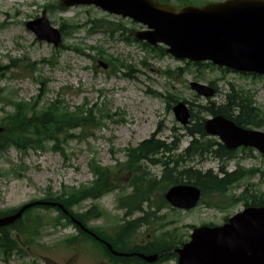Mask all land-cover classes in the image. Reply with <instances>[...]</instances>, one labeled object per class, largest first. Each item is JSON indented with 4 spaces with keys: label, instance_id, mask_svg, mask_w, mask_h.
<instances>
[{
    "label": "rangeland",
    "instance_id": "374dc122",
    "mask_svg": "<svg viewBox=\"0 0 264 264\" xmlns=\"http://www.w3.org/2000/svg\"><path fill=\"white\" fill-rule=\"evenodd\" d=\"M190 1L212 3L222 0ZM57 2L59 0H0V64L7 67L4 77L0 78V119L13 111V105L5 101H10L13 92H17L13 101L34 103L39 101V96L44 102L61 99L73 110L88 103L90 107L98 106L107 111L109 117L103 120V127L97 131L96 137L89 140L76 138L61 145L65 156L52 150L29 151L23 155L12 149L1 157L0 171L6 175H0V210L20 208L31 201L41 200L46 197L49 188L57 194L64 186L81 188L89 185L93 181L88 167L92 157L98 159L102 166L113 168L117 162L123 164L127 161L126 149L137 147L158 130H161L159 137L169 142L173 141L175 134H184L179 129L181 125L175 120L173 110L170 112L167 109L166 97L169 95L193 103L198 111L201 110L199 105H208L210 101L224 103L226 94L234 86L254 94L256 106L264 110V79L209 67L187 66L186 61H178L165 54L148 53L133 42V32L143 30V26L94 7L62 9L56 7ZM173 5L178 6L179 1ZM43 13L57 29L63 26L67 30L71 24L78 26L65 38L66 50L60 51L46 42L38 41L26 28L27 22L40 18ZM99 19L118 25L114 26L117 32L111 34L108 25L102 30L90 32L93 27L91 21ZM105 29H108V33H105ZM93 48H100L108 56L120 58L127 67L116 76L112 74V67L108 70L99 68L98 55L89 51ZM77 49H84L91 57L80 55ZM54 62H57L56 66L52 65ZM29 64L33 69L25 70L24 67ZM167 71H170V75L166 74ZM191 82L203 85L214 83L218 94L210 100L197 97L190 88ZM153 92L160 95L155 96ZM201 116L210 118L202 113ZM261 130L264 131V128ZM79 133L75 135L78 137ZM190 141L184 137L179 151L186 149ZM234 156L228 161L211 158L204 164L199 160L188 164L203 171L213 169L215 172L222 166L232 172L239 164L245 169H257L259 173L255 177L242 180L230 191V195L240 196L246 190L249 194L264 192V156L256 151L238 152ZM152 172L159 177L162 168L155 167ZM120 178L128 183L125 174L122 173ZM117 195L118 192L110 194L97 202L106 211V217L92 221V227L110 232L122 220L124 211L117 208ZM218 200L215 198L214 201ZM91 205L90 200L76 210L85 212ZM244 208L242 202L229 207H209L206 203L190 212L173 213L166 209L160 215L165 218L163 222H172L166 228L168 231L176 229L180 236L178 238L188 242L194 228L211 224L221 226L226 218ZM38 213L46 223L42 236L44 248L36 249L22 258L15 256L8 261L0 258V264H110L108 259H100L91 243L67 245L65 240L77 236L78 232L73 226L54 227L51 222L57 218L56 212ZM160 224L159 220L150 219V226H141V234L136 242L153 241L162 234ZM161 264L177 262L172 259Z\"/></svg>",
    "mask_w": 264,
    "mask_h": 264
},
{
    "label": "trees",
    "instance_id": "16d2710c",
    "mask_svg": "<svg viewBox=\"0 0 264 264\" xmlns=\"http://www.w3.org/2000/svg\"><path fill=\"white\" fill-rule=\"evenodd\" d=\"M156 1L171 3L174 0ZM177 1L181 5L190 3L188 0ZM91 23H93V30L107 24L105 20H95ZM69 33L70 30L65 32V34ZM4 73L5 70L0 65V75ZM199 108L201 110L198 112L192 111L194 124L184 129L187 136L192 138L189 148L184 152L176 153L182 139L176 138V142L167 144L165 141L156 139L154 135L136 148L126 149V163H117L114 168L103 167L93 157L89 162V169L94 180L89 186L69 189L59 196L49 193L44 200L63 204L71 216L87 228L92 220L103 216L99 207L93 206L88 212L81 214L75 213L74 207L86 200H98L119 190L118 206L126 211L125 219L112 232L101 228H92L91 231L109 242L118 252L145 255L162 254L159 263L176 259L177 256L173 255L172 251L183 246L185 242L183 239L176 238L171 232L163 231L152 242L146 244L136 242L139 235L138 230L141 224L149 223L148 218L154 217L157 220H162L158 214L168 206L163 197L164 192L174 185L186 183L201 188L207 195L223 196L232 185L243 177V172L228 174L221 169V174L224 173L222 178L220 174H215L212 170L203 172L195 165L188 164L197 158L204 161L209 155L219 158L231 157V153L224 146L218 145L206 136L203 129L204 118L201 117V113L211 116L222 115L244 127H261L264 118L259 109L254 106L253 97H248L244 92L234 88L226 95L223 104L217 105L211 102L207 106L199 105ZM106 116L107 111L98 108V106L89 107L87 103L75 110H71L62 101H54L42 106L40 104L16 103L14 111L7 114V117L0 122V126L5 128L4 133L0 135V157L7 154L11 148H16L23 153L29 149L45 150L47 143H53L54 150L64 154V150L58 147L74 139L75 136L71 133L81 130L83 136L78 139L87 140L100 130ZM216 147L218 149L214 150ZM158 166L162 168L160 177L155 176L152 172V169ZM123 170L130 173L127 187L120 178ZM128 187L132 189L131 193H127ZM252 199L253 205L264 206V195H252ZM146 204L148 211L144 210ZM35 209L48 210L50 208L37 207ZM35 209L27 211L20 221L0 229V257L8 259L15 254L21 255L25 253V248H30L39 239L42 223L39 216L34 213ZM152 209L154 211L150 213L149 211ZM56 210L62 219L70 222L69 217L60 210ZM15 212L16 210H0V218ZM137 213L145 215L132 220ZM79 231L86 239L99 245L113 264H146L135 257H114L103 245L97 243L80 229Z\"/></svg>",
    "mask_w": 264,
    "mask_h": 264
},
{
    "label": "water",
    "instance_id": "95a60500",
    "mask_svg": "<svg viewBox=\"0 0 264 264\" xmlns=\"http://www.w3.org/2000/svg\"><path fill=\"white\" fill-rule=\"evenodd\" d=\"M97 6L114 15L130 18L148 27L135 33L140 41L156 47L167 46L166 54L193 63L211 61L214 65L238 72L264 75V1L234 0L205 7H174L154 0H61V6ZM27 27L40 40L59 47L61 33L53 29L45 17L30 22ZM199 96L211 98L213 88L191 84ZM177 121L190 124V112L183 103L174 108ZM207 134L218 136L229 150L252 147L264 154V133L244 130L232 121L216 117L205 123ZM201 192L194 187L172 188L166 199L178 209L195 208ZM26 206L16 216L0 220V225L19 219ZM111 249V247H109ZM179 264H264V208L247 209L221 228H201L194 231L192 241L182 250ZM117 254V253H116ZM147 263L159 256L138 255Z\"/></svg>",
    "mask_w": 264,
    "mask_h": 264
}]
</instances>
